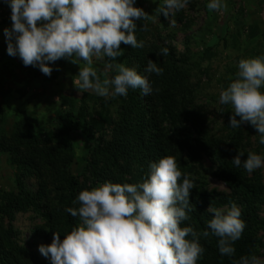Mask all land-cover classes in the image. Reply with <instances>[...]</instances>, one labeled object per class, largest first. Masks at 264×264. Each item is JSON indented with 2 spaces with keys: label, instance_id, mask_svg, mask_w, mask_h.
<instances>
[{
  "label": "clouds",
  "instance_id": "9594fccd",
  "mask_svg": "<svg viewBox=\"0 0 264 264\" xmlns=\"http://www.w3.org/2000/svg\"><path fill=\"white\" fill-rule=\"evenodd\" d=\"M135 2L4 0L11 9L12 22L11 30H3L7 54L18 56L25 67H38L45 76L53 71L47 66L49 63L64 59L76 64L73 59L76 57L85 62L76 76L80 89L92 90L101 97H126L129 89L150 95L152 86L147 75L116 62L123 55L121 43L132 48L144 47L143 41H137L135 21L151 16L134 7ZM188 3L189 0H164L159 12L175 27L176 21L170 17ZM207 8L227 11V4L225 0H210ZM140 30H147L146 26ZM168 52V48L161 50L162 55ZM93 57L103 61L102 72L106 77L103 80L98 75L101 70L93 66ZM109 72L117 74L107 78ZM144 72L161 75L163 68L149 59ZM261 88H264V56L241 59L236 79L220 91L219 102L232 106L229 127L236 129L250 124L259 134V143L264 145ZM242 156L243 152H237L232 163L249 174L264 167V156L249 152L243 161ZM148 167L142 182L105 181L80 191L73 201L79 206L66 209L72 217L79 218L80 224L62 240L58 232H53L51 243L38 247L40 254L50 257L51 264H197L205 251L199 239L211 234L219 238L220 255L233 256V244L246 227L239 207L235 203L223 209L210 206L207 211L214 216L207 222L208 230L203 232L198 233L191 226L181 227L194 210L189 200L195 188L193 181L182 174L173 156L150 162ZM232 264H264V261L252 255L242 256Z\"/></svg>",
  "mask_w": 264,
  "mask_h": 264
},
{
  "label": "trees",
  "instance_id": "16d2710c",
  "mask_svg": "<svg viewBox=\"0 0 264 264\" xmlns=\"http://www.w3.org/2000/svg\"><path fill=\"white\" fill-rule=\"evenodd\" d=\"M146 1L140 0L135 5L151 18L155 16L158 23L153 26L150 19L135 21L137 41H143L144 47L132 48L121 43L123 55L117 58L126 67H134L139 74L147 75L152 93L144 95L139 89H129L114 119L100 117L89 123L85 121L86 110L82 106L77 108V113L69 108L59 115L54 121L59 131L44 142L33 130L34 125L28 124L26 119L17 121L10 135H4L1 132L2 99L10 68L7 63H0V155L7 157L16 172L14 191L0 189V264H45L29 247L17 243L12 224L16 214L32 212L37 217L45 216L46 230L34 231L44 245L51 243L53 232H58L62 240L80 221L66 211L69 207L79 206L73 201L80 191L90 190L105 181L120 184L142 182L149 172V163L158 162L164 156L175 157L179 170L188 177L196 172L195 165L200 166L208 160L214 168L213 177L230 191L227 195L210 193L202 185L205 183L196 184L189 197L194 210L181 227L191 226L198 233L208 230L207 222L214 214L207 209L210 206L219 209L230 203L239 207L240 218L246 224L241 238L233 244L235 253L231 257L220 255L218 237L211 234L207 238L201 236L199 243L205 251L197 264H232L242 256H257L261 241L256 230L264 224H260L257 214L261 207L264 208V176L248 175L242 166L236 167L232 159L237 152L244 153L242 161L249 152L259 155L261 151L264 156V145L258 139L257 147L253 148L249 132L241 128L213 138L204 120L203 114L206 113L197 104L201 87L198 81L192 83L195 75L188 66L187 55L184 59L177 58L176 49L165 43L170 35L164 31L169 29L168 22L162 14L145 9ZM142 26L147 30L141 31ZM163 48H168L167 55L161 54ZM149 59L163 68L161 75L144 72ZM60 100L67 104H63L66 107L72 105L66 97H60ZM74 131L82 133L91 145L85 164L77 173L70 168L75 155L69 135ZM50 139L55 144H49ZM184 152L192 165L185 166L181 158ZM30 180L36 181V189H29L26 182Z\"/></svg>",
  "mask_w": 264,
  "mask_h": 264
},
{
  "label": "rangeland",
  "instance_id": "374dc122",
  "mask_svg": "<svg viewBox=\"0 0 264 264\" xmlns=\"http://www.w3.org/2000/svg\"><path fill=\"white\" fill-rule=\"evenodd\" d=\"M138 1L140 0H136L135 4ZM209 2L210 0H189L184 9L170 17L176 21L175 27L165 19L169 29L165 28L164 31L170 35L168 34L169 37L164 38V41L176 49L177 58L184 59V55H187L188 66L190 65L194 70L195 75L192 77V83L198 81L201 87L197 104L203 107V113H206L202 114L213 138H220L229 130L237 129L229 127V117L233 114V109L230 104L225 105L219 102L220 91L226 89L236 79L238 62L241 59L264 56V0H225L227 11H211L207 8ZM163 3L164 0H147L144 2V8L160 14L159 9ZM135 4L134 7H136ZM10 16L11 9L4 0H0V63H7L10 68L4 82L5 97L2 99L4 115L1 132L4 135H10L17 121L26 119L28 124L34 125L33 130L44 142L59 131L58 124H54V121L69 108L77 113V108L83 106L86 110L85 121L89 123L98 121L100 117L109 116L112 119L117 117L124 97L111 95L101 97L94 91L82 90L77 85L76 76L79 68L85 66L84 61L73 57L76 64L64 59L49 63L47 66L53 71L50 76H45L38 67H25L18 56L10 57L6 51L7 44L3 34L5 28L11 30ZM150 22L155 26L158 19L153 16ZM171 29L173 32L170 31ZM13 43H15L14 40ZM116 62L122 63L118 58ZM93 66L101 70L98 71L100 79H105L102 72L103 61L93 57ZM115 74L117 73L109 72L107 78H112ZM261 91L264 92V88H261ZM60 97L68 98L73 107L71 104L70 107L64 106L67 104H64ZM236 119L239 120V117ZM239 128L249 132L253 148H256V141L260 138L256 130L247 123L240 125ZM69 136L75 155L70 168L73 173H77L84 166L86 153L91 145L78 131L71 132ZM48 142L55 144L52 139ZM261 154L262 152L259 151V155ZM181 158L185 166L192 165L187 152H184ZM195 169L196 172L189 174L194 185L205 183L202 185L207 192L229 194V189L213 177L214 168L208 160L200 166L195 165ZM251 174L264 176V167L254 170ZM251 174L248 173V175ZM15 176V169L9 164L7 157L0 155V189L5 192L14 191ZM26 184L29 189H36L35 180H30ZM223 208L225 207L219 209ZM257 214L260 224L264 223V208L261 207ZM46 222L45 216L37 217L32 212H28L16 214L12 224L17 243L23 247H29L41 262L51 264L50 257H44L38 251V247L44 245V241L34 234L36 229L46 230ZM256 234L261 241L257 257L264 261V224L260 225Z\"/></svg>",
  "mask_w": 264,
  "mask_h": 264
}]
</instances>
